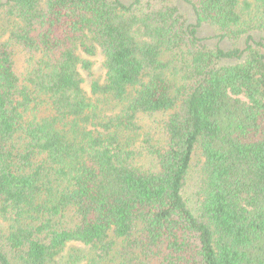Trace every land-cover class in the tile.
<instances>
[{
  "label": "trees",
  "instance_id": "16d2710c",
  "mask_svg": "<svg viewBox=\"0 0 264 264\" xmlns=\"http://www.w3.org/2000/svg\"><path fill=\"white\" fill-rule=\"evenodd\" d=\"M0 264H264V0H0Z\"/></svg>",
  "mask_w": 264,
  "mask_h": 264
},
{
  "label": "rangeland",
  "instance_id": "374dc122",
  "mask_svg": "<svg viewBox=\"0 0 264 264\" xmlns=\"http://www.w3.org/2000/svg\"><path fill=\"white\" fill-rule=\"evenodd\" d=\"M211 31H210V28L209 27H204L200 30V35L205 37L206 35L210 34ZM93 65H92V71H91V74H92V77L95 78V79H102L104 73H105V69L103 67V57L100 53H98L95 57H94V60H93ZM82 76L85 77V81L83 82V88L88 92L89 94V91H90V88H89V82H90V79L91 77H89L85 72H82Z\"/></svg>",
  "mask_w": 264,
  "mask_h": 264
}]
</instances>
